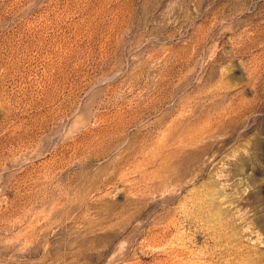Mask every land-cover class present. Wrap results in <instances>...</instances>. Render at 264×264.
I'll list each match as a JSON object with an SVG mask.
<instances>
[{
    "label": "rangeland",
    "instance_id": "374dc122",
    "mask_svg": "<svg viewBox=\"0 0 264 264\" xmlns=\"http://www.w3.org/2000/svg\"><path fill=\"white\" fill-rule=\"evenodd\" d=\"M0 264H264V0H0Z\"/></svg>",
    "mask_w": 264,
    "mask_h": 264
}]
</instances>
